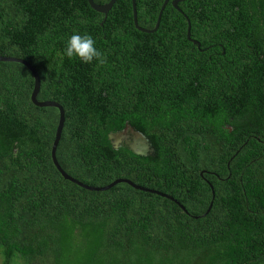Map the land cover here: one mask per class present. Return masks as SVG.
Masks as SVG:
<instances>
[{
  "label": "trees",
  "instance_id": "16d2710c",
  "mask_svg": "<svg viewBox=\"0 0 264 264\" xmlns=\"http://www.w3.org/2000/svg\"><path fill=\"white\" fill-rule=\"evenodd\" d=\"M173 1L148 34L132 0L103 25L88 0H0V56L28 61L38 100L65 111V172L127 179L188 212L127 184L66 181L52 160L60 111L32 103L27 67L0 62L2 264H264V0ZM136 2L153 30L165 0ZM74 33L106 62L69 59ZM127 126L154 151L116 149Z\"/></svg>",
  "mask_w": 264,
  "mask_h": 264
},
{
  "label": "water",
  "instance_id": "95a60500",
  "mask_svg": "<svg viewBox=\"0 0 264 264\" xmlns=\"http://www.w3.org/2000/svg\"><path fill=\"white\" fill-rule=\"evenodd\" d=\"M117 1L118 0H111L109 3H107L105 5H98L95 3L94 0H88V3L94 11H96L100 14H103L105 16L103 23H102V25H103L106 22V19H107L109 12L113 9V7L117 3ZM170 1L171 0H165L163 6L161 8V11L159 13L156 27L153 30H149V29H144V28L139 26L137 2H136V0H132L133 19H134V24H135L136 29L143 32V33H148V34L155 33L160 27V23L162 20L164 10L166 9V7L170 3ZM184 1H186V0H175L172 2V5L175 9H177L178 11L181 12V10L179 8V3H182ZM188 23H189V27H188V31H187L188 40L191 41L198 48H200L201 44L198 41L193 40L191 37V23L189 20H188ZM0 62L18 63V64H22L25 67H27L31 71V73L34 77V81H35L34 89H33L32 96H31L32 103L36 107H39V108H49L50 107V108H56L60 111V119H59L57 131H56V137H55L53 147H52V160H53V163L56 166L57 170L60 172V174L62 175V177L66 181L72 182V183L76 184L77 186H79L85 190L93 191V192H106V191L111 190L112 188H114L115 186H117L119 184H127L136 190L146 192V193H150V194H154V195H158V196H161L163 198L169 199L170 201H173L174 203H176L183 211L188 213L187 210L185 209V207L183 205H181L178 201H176L173 197L166 195V194H163L161 192L152 190V189L141 187V186L136 185L135 183H133L132 181L127 180V179H118V180L114 181L113 183H111L110 185L105 186V187H92V186H88L86 184H83L82 182L76 180L75 178H73L72 176L67 174L65 172V170L61 167V165L59 164V161L57 159V150H58L61 138H62V133H63L64 127H65V121H66V115H65V111H64L63 107L60 104L53 102V101L41 102L38 100V95H39L40 90H41L40 75H39L38 71L28 61L23 60V59H19V58L0 56ZM109 139H110L112 145L116 149H118L117 147H119V144H121L123 141H125V144H126L127 148L129 149V151L132 152L133 154L137 155V156H148V154L150 152L154 151L149 140L142 133L134 130L131 126H127L123 131H121L117 134L110 135ZM202 175H203V173H202ZM211 188L213 191V196H215V191L213 190L212 185H211ZM212 207H213V204L210 205V207L208 209V213L211 211Z\"/></svg>",
  "mask_w": 264,
  "mask_h": 264
},
{
  "label": "clouds",
  "instance_id": "9594fccd",
  "mask_svg": "<svg viewBox=\"0 0 264 264\" xmlns=\"http://www.w3.org/2000/svg\"><path fill=\"white\" fill-rule=\"evenodd\" d=\"M64 54L69 59L79 58L85 64H91L94 60L99 64L106 62V58L96 48L94 38L87 33L72 34L65 44Z\"/></svg>",
  "mask_w": 264,
  "mask_h": 264
},
{
  "label": "flooded vegetation",
  "instance_id": "af4514ba",
  "mask_svg": "<svg viewBox=\"0 0 264 264\" xmlns=\"http://www.w3.org/2000/svg\"><path fill=\"white\" fill-rule=\"evenodd\" d=\"M124 145H126V144H125V141H123L121 144H119V147H117V148H120V147H122V146H124Z\"/></svg>",
  "mask_w": 264,
  "mask_h": 264
},
{
  "label": "rangeland",
  "instance_id": "374dc122",
  "mask_svg": "<svg viewBox=\"0 0 264 264\" xmlns=\"http://www.w3.org/2000/svg\"><path fill=\"white\" fill-rule=\"evenodd\" d=\"M0 264H2V257L0 256Z\"/></svg>",
  "mask_w": 264,
  "mask_h": 264
}]
</instances>
